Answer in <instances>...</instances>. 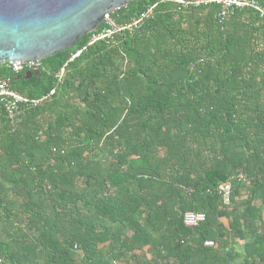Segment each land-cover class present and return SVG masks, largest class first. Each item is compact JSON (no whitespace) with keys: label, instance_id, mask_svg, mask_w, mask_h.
Returning a JSON list of instances; mask_svg holds the SVG:
<instances>
[{"label":"trees","instance_id":"trees-1","mask_svg":"<svg viewBox=\"0 0 264 264\" xmlns=\"http://www.w3.org/2000/svg\"><path fill=\"white\" fill-rule=\"evenodd\" d=\"M218 9L159 2L29 78L0 66L12 90L48 95L14 120L0 106V264H264V19ZM188 211L205 220L185 226Z\"/></svg>","mask_w":264,"mask_h":264},{"label":"water","instance_id":"water-1","mask_svg":"<svg viewBox=\"0 0 264 264\" xmlns=\"http://www.w3.org/2000/svg\"><path fill=\"white\" fill-rule=\"evenodd\" d=\"M131 0H0V66L71 48ZM37 71H26L25 78Z\"/></svg>","mask_w":264,"mask_h":264},{"label":"built area","instance_id":"built-area-1","mask_svg":"<svg viewBox=\"0 0 264 264\" xmlns=\"http://www.w3.org/2000/svg\"><path fill=\"white\" fill-rule=\"evenodd\" d=\"M169 1L174 2L180 7L187 6H197L201 4L215 3L218 5L219 9L216 14V18L219 21H224L227 17H229L232 12L236 9L248 8L255 11L259 17L264 19V6L261 5L260 0H153V3L148 6L142 13H140L137 17L131 19L128 23L123 25H115L109 18V13L103 16L102 21L107 24V27L103 28L100 32L93 34L89 40V44L93 43L96 40H102L105 37L110 36L114 32H119L123 30L132 31L138 28L142 21L148 16H150L152 9L156 6L157 3ZM80 51H77L73 54L72 57L77 56ZM2 65H6L13 73H19L23 70L28 71H38L39 68L42 67L41 60L39 59H30V60H17L11 62H5ZM63 73V68L55 74V79L57 84L61 81ZM10 80L8 78L0 80V106L5 112L6 116L10 120H14L15 116L19 112L22 106L30 107L37 106L46 96H43L39 99H29L27 97L22 96L18 92L12 90L9 87ZM52 93V92H51ZM241 179V176H239ZM218 191L221 196V201L223 205H228L230 202V197L232 194V187L230 182H224L219 185ZM205 220L204 213L198 212H185L182 215V223L187 227H194L199 223ZM205 246H212L213 242L210 240L204 241ZM113 264V263H112Z\"/></svg>","mask_w":264,"mask_h":264},{"label":"crops","instance_id":"crops-1","mask_svg":"<svg viewBox=\"0 0 264 264\" xmlns=\"http://www.w3.org/2000/svg\"><path fill=\"white\" fill-rule=\"evenodd\" d=\"M222 221H223V222H225V220H224V219H222Z\"/></svg>","mask_w":264,"mask_h":264}]
</instances>
